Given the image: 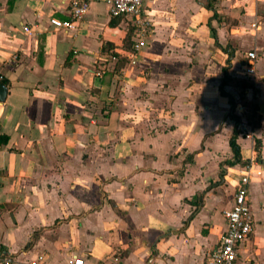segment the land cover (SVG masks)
<instances>
[{"label":"crops","instance_id":"1","mask_svg":"<svg viewBox=\"0 0 264 264\" xmlns=\"http://www.w3.org/2000/svg\"><path fill=\"white\" fill-rule=\"evenodd\" d=\"M196 1L146 0L153 31L131 63L134 25L105 2L56 29L50 18L71 19V0H0V79L8 87L0 133L9 136L0 144V264L40 255L39 264H69L73 255L85 264H206L249 163L254 231L236 264H264V0L216 4L240 16L232 32L246 29L249 50L261 53L254 77L240 73L245 57L236 51L232 59L251 81L244 94L261 122L256 141L236 138L248 159L233 165L224 163L234 131L225 137L233 105L222 79L212 86L210 65L164 42L179 36L164 24L180 23L187 10L191 28L198 9L209 23L212 11Z\"/></svg>","mask_w":264,"mask_h":264},{"label":"rangeland","instance_id":"2","mask_svg":"<svg viewBox=\"0 0 264 264\" xmlns=\"http://www.w3.org/2000/svg\"><path fill=\"white\" fill-rule=\"evenodd\" d=\"M201 1L204 3L202 6L203 8L205 7L209 11L211 10L212 15H214L215 11L217 15L212 17L209 23H205L207 20L205 9L203 10V14L201 9H198L199 11H195V24L193 28H191V14L190 10H187L189 11V14L179 16L180 23L171 22L164 24L166 26L163 28L164 30L166 29L165 31L172 28V33L179 35L178 38L165 40L164 42L167 44L166 46H171L170 49H175L174 54H176V51H180L181 55H192L191 59H193L192 61L194 64L202 63L200 65L201 67L203 65L204 67L210 65V84L212 86L219 84V76L220 81L224 77H228V84L231 85L232 88H224L225 90L223 93H225L226 97H233V106L230 104L227 106L225 115L228 116V130L225 131V137L227 138L231 131H237L236 138H249L252 136L253 141H256L258 138L257 131L261 126L260 114L256 111V104L254 102H247L244 94V88L250 85L251 81L247 80L239 73L240 67L238 61L236 60L232 62L236 51L237 59L239 60L245 57L246 61L245 53L247 50L252 48L253 38L251 34L246 31V29L241 30V33L232 32V27L238 25L241 18L240 16L233 14L228 16L227 14L224 15L218 12L216 4L217 2H220V0H197L196 2L199 4ZM247 1L252 4L254 3V0ZM229 2L230 5L237 3L235 0H229ZM210 5L212 7H209ZM242 7L243 9L240 11H247V7ZM195 9H197V6H195ZM202 23H205L206 25L202 26ZM186 28H189V30ZM200 33L202 34L201 37L197 35ZM209 49L210 53L208 52ZM170 51L171 50H168V52ZM232 53L234 54L231 56ZM258 54H261L259 50ZM183 57L181 56L179 59L182 60ZM231 90H237V93L235 92V96H232L233 94H231ZM221 142L224 143V139ZM255 154H260L258 149H256ZM224 155L227 154L224 153ZM245 155L246 157H244ZM247 157V153H244L242 160L248 159ZM262 157L264 159V156ZM224 166L222 165V169H224ZM234 174L236 175V172L231 173V175Z\"/></svg>","mask_w":264,"mask_h":264},{"label":"built area","instance_id":"3","mask_svg":"<svg viewBox=\"0 0 264 264\" xmlns=\"http://www.w3.org/2000/svg\"><path fill=\"white\" fill-rule=\"evenodd\" d=\"M93 1L105 2L109 5L110 14L114 17H126L134 25L136 42L134 49L128 53L131 63H135L139 57L141 48L146 44V38L153 31L151 19L146 15L144 8L146 0H71V19L51 17L50 23L56 29H69L80 20L88 11ZM255 25V24H254ZM246 61L242 64L241 74L245 77H254L257 74L256 60L258 54L255 50L245 53ZM117 61V55L111 57ZM104 64L99 66L95 75L102 76ZM1 78V77H0ZM251 164H246L240 174L238 187L235 191L232 206L225 211L226 229L221 237L218 247L212 249L206 258V264H236L239 249L254 231V216L251 208L250 181ZM43 259L40 255L28 264H39ZM4 264H12L10 257L3 259ZM69 264H85L81 256L74 255Z\"/></svg>","mask_w":264,"mask_h":264},{"label":"trees","instance_id":"4","mask_svg":"<svg viewBox=\"0 0 264 264\" xmlns=\"http://www.w3.org/2000/svg\"><path fill=\"white\" fill-rule=\"evenodd\" d=\"M209 7H212V6L210 5ZM216 15L217 14L214 11V15H212V17H214ZM227 81H228V77H224L222 79V82L220 84V89H221L222 93L224 92L223 86H224V84L227 83ZM229 99H230V102L233 105V99L231 97ZM236 137H237V131H234V133L231 135L230 140H229L230 146H231V148L233 150V156H232V158H228V159H226L224 161V163H226L228 165H233V164H236V163H244V160H242L240 145L237 142ZM8 139H9V136L7 134L0 133V144L7 143Z\"/></svg>","mask_w":264,"mask_h":264},{"label":"water","instance_id":"5","mask_svg":"<svg viewBox=\"0 0 264 264\" xmlns=\"http://www.w3.org/2000/svg\"><path fill=\"white\" fill-rule=\"evenodd\" d=\"M8 93V87L3 80L0 79V101H4Z\"/></svg>","mask_w":264,"mask_h":264}]
</instances>
